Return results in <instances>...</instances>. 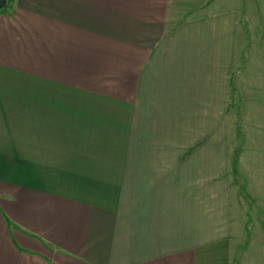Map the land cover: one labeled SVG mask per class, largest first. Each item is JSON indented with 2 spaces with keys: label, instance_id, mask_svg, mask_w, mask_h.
<instances>
[{
  "label": "crops",
  "instance_id": "1",
  "mask_svg": "<svg viewBox=\"0 0 264 264\" xmlns=\"http://www.w3.org/2000/svg\"><path fill=\"white\" fill-rule=\"evenodd\" d=\"M6 0L0 264H264V0Z\"/></svg>",
  "mask_w": 264,
  "mask_h": 264
},
{
  "label": "rangeland",
  "instance_id": "2",
  "mask_svg": "<svg viewBox=\"0 0 264 264\" xmlns=\"http://www.w3.org/2000/svg\"><path fill=\"white\" fill-rule=\"evenodd\" d=\"M250 0H243V11H248V18H244V22L242 23V26H245L248 28L249 26H256V17L255 14L251 12L252 9V3H250Z\"/></svg>",
  "mask_w": 264,
  "mask_h": 264
},
{
  "label": "water",
  "instance_id": "3",
  "mask_svg": "<svg viewBox=\"0 0 264 264\" xmlns=\"http://www.w3.org/2000/svg\"><path fill=\"white\" fill-rule=\"evenodd\" d=\"M6 0H0V8L5 6Z\"/></svg>",
  "mask_w": 264,
  "mask_h": 264
}]
</instances>
